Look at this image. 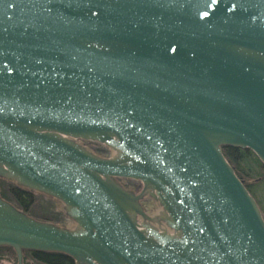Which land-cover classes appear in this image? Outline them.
I'll use <instances>...</instances> for the list:
<instances>
[{
    "label": "water",
    "instance_id": "1",
    "mask_svg": "<svg viewBox=\"0 0 264 264\" xmlns=\"http://www.w3.org/2000/svg\"><path fill=\"white\" fill-rule=\"evenodd\" d=\"M224 146L264 165V0H0V178L59 201L76 225L0 197V246L18 264L25 251L264 264L263 216ZM146 195L160 217L139 206ZM136 215L173 234L139 230Z\"/></svg>",
    "mask_w": 264,
    "mask_h": 264
},
{
    "label": "trees",
    "instance_id": "2",
    "mask_svg": "<svg viewBox=\"0 0 264 264\" xmlns=\"http://www.w3.org/2000/svg\"><path fill=\"white\" fill-rule=\"evenodd\" d=\"M222 150L226 160L233 168L235 174L255 200L264 219V201L260 199V196L258 195V190L264 187V165L249 150L230 146H224L222 147ZM245 177L252 179V181L256 180V182L248 184L245 182ZM0 195L7 201L13 203L19 210L35 219L39 220L41 217L56 224H63L65 221L64 215L56 207L55 202L51 198L48 199L46 206L42 208V212H39V214L36 215L31 212V206L34 202L33 195L20 191L16 188H13L8 192L1 190ZM1 250H8L10 253L8 256H4L6 253H0V264H3V260L9 261L11 264H17L16 257H11V255H14L11 249L1 247L0 251ZM26 253L27 254L23 259L24 264H74L71 258L60 253L41 251H28Z\"/></svg>",
    "mask_w": 264,
    "mask_h": 264
},
{
    "label": "rangeland",
    "instance_id": "3",
    "mask_svg": "<svg viewBox=\"0 0 264 264\" xmlns=\"http://www.w3.org/2000/svg\"><path fill=\"white\" fill-rule=\"evenodd\" d=\"M75 142L78 145H80L83 149H85L86 151H88V152H90L96 156H99L101 158H111V157L116 155V152L113 149L106 147V146L99 144V143L90 142V141H82V140H76ZM244 179L246 180L245 182L248 184H253L256 182V180L252 181V179H250L248 177H245ZM4 182L12 184L13 186L14 185L17 186V183L14 181H10L7 179H1L0 178V192H1V190H5L2 188V185ZM115 182L119 186L123 187L125 190H128L135 195L140 194L142 192V189H143L142 184L138 181L119 179V180H115ZM33 195H34V204H33V206H31V212L35 213L37 215V214H39V212H42V208L46 206L49 197L47 195H44V194L38 193V192H33ZM258 195L260 196V199H262L264 201V187L258 190ZM53 201L55 202V205L57 208L65 211L62 204H60L59 202H57L55 200H53ZM11 204L14 206L13 203H11ZM139 206L148 214L156 215L161 210L158 203L156 201H154L149 195H146L139 202ZM63 226H68V227L73 226L72 220L69 218L65 219ZM1 252H2V254L6 253V254H4V256L5 255L8 256L10 253V251H8V250H1L0 253ZM11 257L15 258V255H11ZM2 262H3V264H11L9 261H6V260H3Z\"/></svg>",
    "mask_w": 264,
    "mask_h": 264
},
{
    "label": "flooded vegetation",
    "instance_id": "4",
    "mask_svg": "<svg viewBox=\"0 0 264 264\" xmlns=\"http://www.w3.org/2000/svg\"><path fill=\"white\" fill-rule=\"evenodd\" d=\"M1 179H6V178H1ZM8 180V179H7ZM115 180H119V179H115ZM10 181H12V180H10ZM2 188L3 189H5V191H9V190H11V189H13V188H16V189H18V190H20V191H23V192H26V193H29V194H31V195H33V192H37V191H32V190H30L29 188H26V187H24V186H20V185H18L17 184V186H13L12 184H9V183H3V185H2ZM123 188V187H122ZM128 191V190H127ZM130 192V191H129ZM39 193V192H38ZM45 195V194H44ZM135 195V194H134ZM139 195V194H138ZM0 197H1V199L2 200H4V201H6V202H8L9 204H11V202H9V201H7L6 199H4L1 195H0ZM33 197H34V195H33ZM49 197V196H48ZM49 198H51V197H49ZM51 199H53V200H55L54 198H51ZM55 201H57V200H55ZM57 202H59V201H57ZM140 202V201H139ZM60 203V202H59ZM33 204H34V202H33ZM33 204H32V206H33ZM61 204V203H60ZM12 205V204H11ZM13 206V205H12ZM15 207V206H14ZM64 207V206H63ZM18 211H20V212H22V213H24L26 216H28V217H30V218H32V219H34V220H36V221H40V222H47V223H50V224H54V225H56V226H59V227H61V228H68V229H73L76 225H75V222L71 219V218H69V216H67L66 215V213H65V211H63V210H60L59 208V210L62 212V214L64 215V217H65V219H71L72 220V222H73V226H63V224H56V223H53L52 221H50V220H45L44 218H41L40 217V219L38 220V219H35V218H33V217H31V216H29L28 214H26L25 212H23V211H21V210H19L17 207H15ZM142 209V208H141ZM143 210V209H142ZM143 212L147 215V216H149L150 218H155V217H160L161 216V214L163 213V211L162 210H160L159 212H158V214H156V215H154V214H148L147 212H145L144 210H143ZM65 222V221H64ZM144 224H146V225H151V226H153L154 227V225L156 226V227H158V228H165V229H167V231L169 232V233H171V234H173V231H170L168 228H166V226L164 225V223L163 224H161V225H157V224H155V223H153L152 221H149V220H147V219H143V218H141L140 216H138V215H136V225H137V228L139 229V230H143L144 228H143V225ZM1 247H6V246H0V248ZM6 248H9V249H11L12 250V252L14 253V255H15V257H16V260H17V264H18V258H17V254H16V252H15V250H13L12 248H10V247H6ZM26 252H28V251H25V252H23L22 253V264H24L23 263V259H24V257L26 256ZM42 252V251H41ZM50 253H54V252H50ZM61 254V253H60ZM64 255V254H63ZM67 256V255H66ZM69 257V256H68ZM69 258H71V257H69ZM72 260H73V263L74 264H77L76 263V261L73 259V258H71Z\"/></svg>",
    "mask_w": 264,
    "mask_h": 264
}]
</instances>
